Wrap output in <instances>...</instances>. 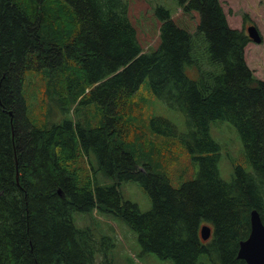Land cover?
<instances>
[{
  "label": "trees",
  "instance_id": "trees-1",
  "mask_svg": "<svg viewBox=\"0 0 264 264\" xmlns=\"http://www.w3.org/2000/svg\"><path fill=\"white\" fill-rule=\"evenodd\" d=\"M177 4L198 12L196 29L158 5L160 42L144 51L126 0H0V264L106 261L112 237L77 227L76 211L121 217L143 251L172 264H245L237 250L250 212L257 209L264 223V79L248 66L250 38L229 24L221 0ZM28 72L43 79L35 92L41 111L66 112L62 122L31 121ZM146 77L187 117L184 143L200 168L179 187L137 145L143 127L130 111ZM86 100L102 111L98 125L78 115ZM216 120L232 123L243 143L244 163L229 155V181L220 176L221 145L210 133ZM150 124L155 133L178 134L164 117ZM125 180L150 196L148 210L123 197ZM203 224L212 228L206 240Z\"/></svg>",
  "mask_w": 264,
  "mask_h": 264
},
{
  "label": "rangeland",
  "instance_id": "rangeland-1",
  "mask_svg": "<svg viewBox=\"0 0 264 264\" xmlns=\"http://www.w3.org/2000/svg\"><path fill=\"white\" fill-rule=\"evenodd\" d=\"M128 3V15L136 28L137 39L144 51L157 48L160 37L159 27L161 20L156 13L158 5L169 9L172 16L180 25H184L194 31L199 21L197 11L184 13L178 6L177 0H126ZM229 24L232 27L247 33V27L254 24L262 36L261 42L250 40L245 47V59L256 77L264 79V0H221ZM43 79L38 72H28L24 83V94L27 99L28 114L34 125L50 119V122H62V114L55 108L53 113H44L35 92ZM144 96V97H143ZM132 117L135 124L143 127V134L137 137V145L146 149L150 154L154 170L165 173L171 184L179 187L186 180L195 178L199 172V162L192 158L185 146L184 137L188 135L189 127L185 113L170 105L154 93L149 85V78L140 84L132 96ZM87 101V102H86ZM79 104L78 115L92 118V125H98L102 111L88 100ZM73 114V110L69 115ZM154 116L164 117L172 121L178 130L174 136L155 133L150 124V118ZM40 126V125H39ZM210 133L214 140L221 145V157L218 167L221 178L229 181L233 176L232 162L229 155L236 163H244L243 143L236 127L228 121H212ZM188 137V136H187ZM139 162L141 158L137 155ZM122 195L137 204L140 210L146 211L152 206L150 196L144 191L140 183L133 180H125L120 186ZM80 211L73 214V220L77 227L90 226L95 234H109L114 246L111 253L104 257L97 255L93 264H172L170 259H161L156 254L142 250L137 234L124 219L112 213L97 214L92 218ZM205 262V261H204ZM204 264V263H203ZM206 264H213L207 260Z\"/></svg>",
  "mask_w": 264,
  "mask_h": 264
},
{
  "label": "water",
  "instance_id": "water-1",
  "mask_svg": "<svg viewBox=\"0 0 264 264\" xmlns=\"http://www.w3.org/2000/svg\"><path fill=\"white\" fill-rule=\"evenodd\" d=\"M248 36L256 41H261V35L255 25L247 27ZM202 239H207L211 228L203 224L200 229ZM237 257L244 260L245 264H264V223L257 209L250 212V231L248 236L239 242Z\"/></svg>",
  "mask_w": 264,
  "mask_h": 264
},
{
  "label": "bare ground",
  "instance_id": "bare-ground-1",
  "mask_svg": "<svg viewBox=\"0 0 264 264\" xmlns=\"http://www.w3.org/2000/svg\"><path fill=\"white\" fill-rule=\"evenodd\" d=\"M22 90H23V89H22ZM143 97H144V96H143ZM27 112H28V111H27ZM28 115H29V114H28ZM29 116H30V115H29ZM126 119H127V118H126ZM98 121H99V120H98ZM127 121H128V120H127ZM133 125H134V124H133ZM136 149H137V148H136ZM138 149H139V148H138ZM195 155H196V154H195ZM195 155H194V156H195ZM134 159H135V158H134ZM136 159H137V158H136ZM136 159H135V160H136ZM143 165H144V164H143ZM137 168H138V167H137ZM123 218H124V217H123ZM211 230H212V228H211ZM199 234H200V233H199Z\"/></svg>",
  "mask_w": 264,
  "mask_h": 264
}]
</instances>
